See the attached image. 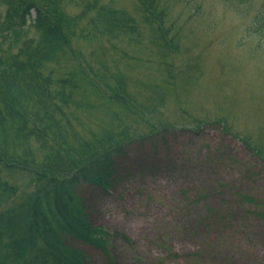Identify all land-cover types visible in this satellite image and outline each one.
<instances>
[{
    "label": "rangeland",
    "instance_id": "rangeland-1",
    "mask_svg": "<svg viewBox=\"0 0 264 264\" xmlns=\"http://www.w3.org/2000/svg\"><path fill=\"white\" fill-rule=\"evenodd\" d=\"M52 1L63 53L32 72L34 29L0 35V86L28 117L22 129L0 97V180L11 189L0 215L44 174L61 185L80 163L121 148L109 194L80 190L112 247V262L80 247L88 264H264V0L97 3L134 35L95 29L96 10L74 25L94 0ZM6 220L0 264H13L2 255Z\"/></svg>",
    "mask_w": 264,
    "mask_h": 264
},
{
    "label": "trees",
    "instance_id": "trees-1",
    "mask_svg": "<svg viewBox=\"0 0 264 264\" xmlns=\"http://www.w3.org/2000/svg\"><path fill=\"white\" fill-rule=\"evenodd\" d=\"M45 1L52 4L54 9L50 7L51 10L48 5L46 7L40 4V7L25 0H0L5 5L3 20L0 22V35L3 36L4 32H8L3 37L9 41L12 39L16 41L21 34L27 33L24 30L27 26L33 28L38 35L35 41L28 43L30 46H26L28 61L26 60L25 64H30L28 67L32 72L35 71L33 65L39 66L41 61L63 53L68 47L60 17L55 16L54 10H58V6L55 1ZM99 1L94 0L91 5L85 6V9L76 18L74 25L86 14L96 10L92 20V26L95 25V29L101 28L105 33L127 32L131 35L136 33L134 26L123 15L112 13L108 7L101 6L96 9ZM24 68L23 70H25ZM63 82L64 86H71L70 80ZM4 88L6 86L2 84L0 97L3 98L5 111H8L10 118L12 117L11 119L16 121V124L18 122L23 127L22 129H25L28 117H24L21 111L15 109L12 97L5 93ZM44 121L45 119L42 118L39 126ZM34 129L39 128H32L31 135L36 134ZM39 138L46 143L45 137L40 136ZM106 152L100 154L101 156L97 157L95 161L89 159L87 163H80L78 168L72 172L69 171L68 179L66 178L67 180L61 185L51 179V176L49 180L48 174H44L37 179L32 192L24 196L20 206H15L9 213L4 212L0 215V233L4 219H7L5 223L13 228V230L2 234L4 238V241H1L4 251L2 255H4V259L6 258L5 260L10 256L11 259H15L13 264H86L80 251L64 247L66 238H71L84 245H92L104 251L106 243L102 234L91 230L88 223L85 207L80 198V187L83 185L84 187L105 189L112 186L114 183V162L118 156L123 155V149L117 148L115 151ZM61 158L55 153L52 157L53 163L56 164L55 160L61 161ZM262 164L264 166V158H262ZM46 168L47 172L49 170L52 172L51 169ZM7 191L6 184L0 182V200L5 199L6 203H8V198L6 200ZM14 212L16 214H13ZM10 214L13 216H9ZM16 220L20 222L18 226Z\"/></svg>",
    "mask_w": 264,
    "mask_h": 264
}]
</instances>
